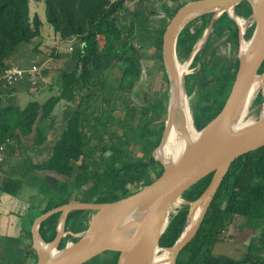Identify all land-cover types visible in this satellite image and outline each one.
Segmentation results:
<instances>
[{"label": "trees", "instance_id": "trees-1", "mask_svg": "<svg viewBox=\"0 0 264 264\" xmlns=\"http://www.w3.org/2000/svg\"><path fill=\"white\" fill-rule=\"evenodd\" d=\"M40 1L45 5L46 21L58 39L66 41L74 37L76 40L71 51L56 55L59 57L58 94L42 103L29 101L24 107L5 103L0 96V142L10 137L13 143L8 145V154L20 159V169L0 180V192L13 196L18 202L11 211L16 224L11 239L7 240L13 249L10 261L4 264L34 263L36 252L23 238L31 239L30 228L38 215L73 201L118 200L156 177L162 171L157 163L163 165L160 159L165 162L163 153L158 150L159 160L152 153L157 163L148 160L151 149L142 132L137 145L122 147L120 130H125L128 121L144 120L151 126V121L155 120L164 125L167 105L156 104L158 94L139 106L130 104L129 95L142 71L141 37L146 33L153 38L155 57L161 60L166 24L162 28L153 27V18L160 9L170 20L185 3L160 0L158 9L153 0ZM126 1L132 4L125 6ZM233 10L238 18L252 19V7L246 0L236 3ZM215 12L201 13L182 27L175 47L178 61L188 59L205 35ZM41 25L37 14L30 18L28 0H0V73L4 67L16 65L17 48L41 39ZM254 28V20L246 24L245 40L251 38ZM219 38L231 43L234 49L239 45L238 25L227 10L215 17L211 31L191 59V71L184 76L185 84L192 82V88L197 90L195 101L189 104L197 131L220 111L238 67L237 55L226 63L220 74L209 63L212 43ZM263 71L264 62L259 68V72ZM163 72L168 80L165 68ZM41 74L46 76L48 69ZM30 87L29 82L9 87L0 83V95ZM164 98L168 99L166 93L161 96ZM262 100L260 91L250 99L248 116L259 117ZM61 101L65 102L64 127L48 153L42 155L41 146L47 141L53 124L52 112ZM158 133L161 136V131ZM93 136L98 137L97 144ZM135 146L141 157L134 155ZM32 174H45L37 188L45 194L51 193L50 199L39 206L18 200ZM211 177L209 174L189 187L181 195L185 203L170 208L167 226L159 239L160 247L171 248L180 237L187 224L188 202L201 195ZM95 213L87 209L70 211L65 221L66 233L56 248L59 250L77 241L79 237L73 234L84 231ZM59 215L52 214L39 222V235L47 243L56 235ZM231 224L249 234L247 250L241 259L212 253V246L223 239L221 230ZM39 242L44 248L50 245ZM57 249L51 248L48 252L52 255ZM118 254L105 251L84 264H100L102 257L106 264H116ZM174 264H264V146L233 162L214 193L197 233L180 250Z\"/></svg>", "mask_w": 264, "mask_h": 264}, {"label": "water", "instance_id": "water-1", "mask_svg": "<svg viewBox=\"0 0 264 264\" xmlns=\"http://www.w3.org/2000/svg\"><path fill=\"white\" fill-rule=\"evenodd\" d=\"M240 1L242 0H193L182 5L172 16L162 35V59L166 70L168 71L169 69L174 72V61L177 59L175 47L179 31L193 17L210 10H215L216 12L209 28L199 42V46H201L211 31L215 17L223 10L228 11V7H232L229 16L236 21L239 28L240 46L244 32L242 33L241 24L235 17L233 10L236 3ZM246 1L252 7L251 17L255 21V28L251 38L257 28H261L260 36L255 47L246 57L238 53L237 71L224 104L216 116L201 131H198L201 135L195 145L185 157L168 167L154 161L152 158L153 151L149 153L148 160L157 163L162 168V171L125 197L112 202H68L38 215L30 228L31 245L37 255L33 264H84L105 251H116L119 253L116 264H150L149 257L153 248L152 231L161 221H165L156 239V244L158 245L161 234L168 223L170 208L174 206L177 200L182 199L181 195L184 191L205 176L212 174L210 182L201 195L197 199L188 202L187 224L177 241L171 248H162L158 245L160 249H170L171 264L175 263L180 250L197 233L214 193L233 162L239 156L264 146V114L262 112L264 102L256 120L246 122L238 131L231 130V122L236 113L239 112L244 104L245 108H247L254 93L253 86L264 80V71L259 72V68L264 62V0H262L263 13L262 11H255L253 0ZM188 12L197 13L181 25L182 16ZM197 48L188 57L189 63ZM184 85L183 77L181 89L183 95H186ZM262 95L264 98L263 90ZM176 102H178L177 94L175 96ZM170 118L171 114L167 106L164 130L166 122ZM161 144L162 138L158 146ZM144 201L147 202V206L134 232L126 238H118L116 234L127 221L130 210ZM198 204L202 205V209L197 220L189 227L190 212ZM83 209L95 210L96 213L89 222L88 227L77 235L79 237L78 240L67 243L62 249L56 250L53 255H47L36 242L37 237H40L38 231L39 222L52 214L60 213L56 235L49 242L53 243V247L56 249L57 242L66 233L65 221L67 214L72 210ZM60 224L61 228H59Z\"/></svg>", "mask_w": 264, "mask_h": 264}, {"label": "rangeland", "instance_id": "rangeland-1", "mask_svg": "<svg viewBox=\"0 0 264 264\" xmlns=\"http://www.w3.org/2000/svg\"><path fill=\"white\" fill-rule=\"evenodd\" d=\"M29 2H30L29 14L31 18L34 14H37L38 17L42 21H44V23L46 24L47 21L45 17L44 3L40 0H29ZM179 2L186 4L190 1L179 0ZM152 3L156 7H158L160 6L161 1L153 0ZM131 4L132 3L130 1L129 3H127V1L125 2V6L131 5ZM231 10H232V7H228V12H231ZM239 19L244 21L243 25L240 22L239 23L241 24L242 27L244 26L243 28L246 29V24H249V18L248 19L239 18ZM169 21L170 20L168 16L159 9L157 15L153 18L151 25L156 28H162L163 24L165 23L167 26ZM245 29H244V33H245ZM40 34L43 37V38L41 37L42 39L36 40L34 43H31L29 45H24L22 47L17 48L18 52L15 54V58L18 61L15 64L18 66L26 67L31 63H35L40 66L41 72L44 69H48V74L46 76L45 75L42 76L41 74V77L37 78V82L35 85H32L29 79L22 80L21 81L22 86L26 84V82H29L31 87L28 90H23L21 88L18 91L12 92L15 94L10 97L11 101H7L5 99V97H9V94L6 95L5 93H1L0 96L3 98L5 103H10V104L17 105L19 107H24L29 101H38L42 103L49 96L56 95L59 93V85L57 84V81H56V71L59 68V57L56 58V55L57 54L59 55V39L55 38L51 33L48 34L46 26H44L40 30ZM144 35H145L144 36L145 38L141 37V40H140V44H142L140 51L143 55L142 71H141L139 81L135 84L131 94L129 95V100L132 102L130 104L139 106L144 102L145 99L155 97L158 94L157 96L158 99L156 101V104H159L161 107H164V105L165 106L167 105V101H166L167 99L165 98L161 99V96L164 95V93H166V98H167V93L169 91V82L165 78L164 72H163L164 62H163V59L159 60L157 59V57H155V46H154L153 38H149V36L146 35V33ZM249 40H245V41H249ZM63 47L65 49H68V43L63 44ZM197 47L198 48L200 47L199 43L197 44L196 48ZM239 48L240 46L238 45L237 49H234L233 45L231 43L225 42L224 39H220V38L214 39L212 43V48H211V51H212L211 55L209 53V56H208L209 63L213 65L216 69V72L220 74L225 70L226 63L229 60L232 61L236 55L238 56ZM180 63H183V62H180ZM189 71H191V69H189V66H188L187 70L184 73V76ZM257 84L259 85V88L256 89V91H254L251 99H253L259 91L262 93V90H263L264 92V89L261 86L262 82L259 81ZM184 90L186 92V97H187V101L189 105L195 101L196 96H197V92H196L197 90L192 88V82L191 83L187 82V84L184 85ZM188 93L190 94L188 95ZM263 102H264V98L262 100V104ZM64 106H65V102L61 101L56 105V107L54 108L52 112V119H53L52 127H54L56 130H59V132L62 130ZM120 107L121 106L119 105V108ZM189 110H190V107H189ZM260 111H259V114H260ZM248 113H249V108L247 105V108L245 110V113L242 119L243 122H249V121L256 120L254 115L248 116ZM151 123L152 125L149 126L147 122H145L144 120H138L136 122L128 121L125 130H120V134L122 135V139H123L122 147H126L128 146V144L137 145L140 140L139 134L142 132V134H144L147 138L146 143L147 145L150 146L149 147L151 149L150 153L152 151H153L152 153H154V151H156L155 148L158 147L159 143L161 142V138H162L164 127H165V122L163 126L160 122H157L155 120H152ZM128 131L129 133H127ZM160 131H161V136H159V133H158ZM93 138H94L93 139L94 143L97 144L98 137L93 136ZM161 146L158 149V151L163 153L165 162L166 164H168L167 154L165 153V151L163 150ZM133 153L134 155H137V157H141V152L136 150V146H135V150L133 151ZM233 169H235V164L233 165ZM27 187L33 190V186L31 187L28 185ZM25 188H26V185L23 187V189ZM22 193L19 194L18 200H20L21 202L23 201L25 202L28 200L27 203L34 204L35 206H39L40 203L42 204L46 200L48 201L50 199L49 196L51 194L49 192L45 194L43 191L36 190L35 195L24 197L25 195ZM14 199L15 198L13 197V200ZM15 202L18 203L17 201ZM181 203H185V201L183 199L177 200L174 204V207L179 206ZM225 230H226V234L223 235V239L216 242L212 246V253L214 255H225V256H228L234 259L243 258L247 250V245L249 243V237H248L249 234L247 233L248 235H245L244 232H242L241 229L237 228L235 224L229 225ZM78 234L79 233H77L76 235ZM26 242L30 244L31 239L29 240L27 239ZM168 250L170 251V249ZM0 253H1V259L6 262L9 259V252H8L7 247L2 241H0ZM100 264H106L104 261V257L100 259Z\"/></svg>", "mask_w": 264, "mask_h": 264}, {"label": "bare ground", "instance_id": "bare-ground-1", "mask_svg": "<svg viewBox=\"0 0 264 264\" xmlns=\"http://www.w3.org/2000/svg\"><path fill=\"white\" fill-rule=\"evenodd\" d=\"M254 8L256 12L263 13L262 10V0H253ZM197 12H188L185 13L182 16L181 25L185 23L187 20L192 18ZM239 22L243 25L242 20H239ZM261 33V28H257L255 30V33L253 37L249 41H245L244 39L240 42V48H239V54L243 57H246L255 47L258 38ZM188 60L180 63L177 59L174 61V72L169 70H166V66L164 64V68L167 74L168 82H169V91H168V99H167V106L169 107L171 118L170 120H167L166 122V128L163 133L162 137V148L167 154L168 157V164L164 162V160H161L163 162V165L165 167H168L169 165L178 162L181 160L185 155L190 151V149L195 145V143L198 141L201 133L198 132L194 125H193V119L189 110V105L187 101L186 95H183L182 89H181V80L184 77V73L187 70L189 66ZM262 88L264 89V80L261 84ZM259 88L258 84H255L253 86V92L256 91V89ZM264 93V92H263ZM178 95V102L175 103V96ZM245 104L241 107L238 113H236L233 121L231 122V130L238 131L240 130L246 122H243V116L245 113ZM262 112L264 114V105L262 108ZM160 146L154 151L153 156L155 159L159 160L157 156V150L160 148ZM147 206V202H140L135 207H133L130 212L127 221L121 226L119 231L117 232L116 236L118 238H126L129 235H131L136 225L145 210V207ZM202 209V205L198 204L195 205L190 212L189 215V227L192 225L193 221L196 220L200 214V211ZM164 220L161 221L154 231H152L151 238L153 242V248L151 250L150 254V264H171V258H170V251L167 249H160L158 245L156 244L157 236L159 235L160 231L162 230L164 226ZM59 228H61V224L59 225ZM39 241H43L40 237H37V245L47 254L51 255L48 250L53 247V243H47L50 244L48 247H43ZM163 250V251H161ZM55 254V253H54ZM53 255V254H52Z\"/></svg>", "mask_w": 264, "mask_h": 264}, {"label": "crops", "instance_id": "crops-1", "mask_svg": "<svg viewBox=\"0 0 264 264\" xmlns=\"http://www.w3.org/2000/svg\"><path fill=\"white\" fill-rule=\"evenodd\" d=\"M28 7H29V11H30V2H29V0H28ZM29 16H30V14H29ZM30 18H31V16H30ZM48 25H47V23L45 24L44 21H42V25L40 27V30L44 26H46L47 33L48 34L51 33L55 38L58 39V37L54 34L51 26L50 25L48 26ZM75 40L76 39H74L73 41L71 39H68L66 41L59 40V53L69 51V46L73 45ZM66 43H68V49H65L63 47V44H66ZM14 94L15 93L9 94V97H8L9 100L8 101H11L10 97L13 96ZM63 127H64V121H63V124H62V129H63ZM61 131L59 132V130H56L54 127H51V130L49 132L47 141L41 146L42 150H43L42 155H46L48 153L49 149L53 146V144L55 143V141L58 138V136L61 133ZM8 152L9 151L7 150L6 157H5V163L3 162L0 165V180L3 177H6L9 174H13L17 170L20 169V159L15 157V156H9ZM44 176H45V174H39V175L32 174L31 178H28V180L26 181V184H25L26 188L22 189L19 194H21L23 192L22 194L25 195L24 197H28L30 195H35L36 190H39L37 188V186L39 184V181L41 179H43ZM28 185L31 186V187L33 186V190L28 188L27 187ZM25 202H28V200L25 201ZM15 206H18V205L13 200V197L11 195L3 193V192H0V241H2L5 244V246L8 249V252H9V259L6 262L10 261L11 250L13 249V245L12 244H8L7 240L11 239L10 237H12V234H13V231H14L13 229H14V226L16 224L15 217L11 213V211L15 208ZM225 234H226V230L224 229L223 235H225ZM244 234L248 235L247 233H244ZM74 235L77 236L76 234H74ZM26 240H27L26 238H23V241L27 244ZM0 260H1V263L4 264L5 261H3L1 259V253H0Z\"/></svg>", "mask_w": 264, "mask_h": 264}, {"label": "built area", "instance_id": "built-area-1", "mask_svg": "<svg viewBox=\"0 0 264 264\" xmlns=\"http://www.w3.org/2000/svg\"><path fill=\"white\" fill-rule=\"evenodd\" d=\"M239 21L240 19L236 17ZM253 18L249 20V24H251ZM244 23V21H242ZM248 24V25H249ZM244 27V26H243ZM242 28V33L245 28ZM244 35V33H243ZM75 38L72 37L73 41ZM73 49V45L69 46V51ZM41 77L40 66L31 63L28 66H18V65H10L3 68L0 73V83L4 87L14 86L20 83L24 79H29L32 85H35L37 82V78ZM13 140L10 137H6L2 142H0V164L4 162L6 157V151L8 149V145L12 144ZM224 229L221 230L220 236H223Z\"/></svg>", "mask_w": 264, "mask_h": 264}]
</instances>
